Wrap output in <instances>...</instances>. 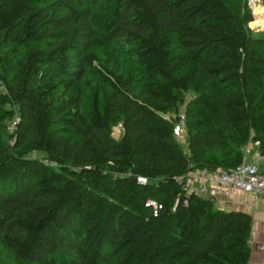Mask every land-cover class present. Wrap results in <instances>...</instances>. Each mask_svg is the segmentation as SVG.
Here are the masks:
<instances>
[{"label":"trees","instance_id":"1","mask_svg":"<svg viewBox=\"0 0 264 264\" xmlns=\"http://www.w3.org/2000/svg\"><path fill=\"white\" fill-rule=\"evenodd\" d=\"M252 20L248 0H0V264H247L251 215L179 178L264 155Z\"/></svg>","mask_w":264,"mask_h":264},{"label":"built area","instance_id":"2","mask_svg":"<svg viewBox=\"0 0 264 264\" xmlns=\"http://www.w3.org/2000/svg\"><path fill=\"white\" fill-rule=\"evenodd\" d=\"M253 3L254 0H248ZM177 140L184 142L186 135V119L184 111H180L173 128ZM258 142L254 148L248 146L244 149L242 161L230 170L222 168L208 169L200 168L190 170L179 178L183 183L185 195L192 193L209 195V197H229L239 192H249L258 195L264 192V155L257 150ZM252 157L253 160H249ZM140 183H146V178L138 177ZM147 206H152L155 212L160 205L149 199ZM258 248L264 250V242Z\"/></svg>","mask_w":264,"mask_h":264},{"label":"crops","instance_id":"3","mask_svg":"<svg viewBox=\"0 0 264 264\" xmlns=\"http://www.w3.org/2000/svg\"><path fill=\"white\" fill-rule=\"evenodd\" d=\"M249 160H253V158L249 157ZM214 199L218 208L242 210L251 215V253L247 264H264V250L258 248L264 242V192L258 195H253L249 192H239L229 197H218Z\"/></svg>","mask_w":264,"mask_h":264},{"label":"rangeland","instance_id":"4","mask_svg":"<svg viewBox=\"0 0 264 264\" xmlns=\"http://www.w3.org/2000/svg\"><path fill=\"white\" fill-rule=\"evenodd\" d=\"M248 6L251 10L253 20L249 23V27L254 30L256 34H260L264 31V1L263 0H254L253 3L248 1ZM127 60V58H125ZM191 95L188 94L185 96V102L190 99ZM185 103L181 106L180 111L184 110ZM121 133V127L119 125H115L113 128V136L118 138ZM209 196V195H206ZM1 249V247H0ZM2 255L7 256V261H9V255L7 251L0 250Z\"/></svg>","mask_w":264,"mask_h":264}]
</instances>
